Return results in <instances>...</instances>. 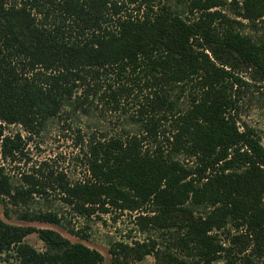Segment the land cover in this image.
<instances>
[{
	"label": "trees",
	"instance_id": "16d2710c",
	"mask_svg": "<svg viewBox=\"0 0 264 264\" xmlns=\"http://www.w3.org/2000/svg\"><path fill=\"white\" fill-rule=\"evenodd\" d=\"M20 16L28 39L19 30ZM260 20L264 0H0L5 214L14 210L21 220L64 225L58 207H35L41 197H56L85 217L110 206L145 209L142 225L169 237L116 242L113 264L150 254L156 264H264L263 135L242 119L246 107L264 98V82L244 78L209 53L214 46L234 51L264 79V32L246 31L248 25L258 29ZM130 101L136 107L131 115ZM108 110L119 113V125L131 119L138 130L89 125L82 135L77 129L84 178L42 165L15 174L3 162L26 155L21 130L32 138L56 119L72 128L82 115ZM9 125L21 129L6 134ZM33 232L44 250L25 241ZM2 253L21 264L104 260L100 251L52 228L0 218Z\"/></svg>",
	"mask_w": 264,
	"mask_h": 264
},
{
	"label": "rangeland",
	"instance_id": "374dc122",
	"mask_svg": "<svg viewBox=\"0 0 264 264\" xmlns=\"http://www.w3.org/2000/svg\"><path fill=\"white\" fill-rule=\"evenodd\" d=\"M26 18L20 16L18 20L19 30L22 31L24 39H28L25 31ZM259 28L253 29L252 26L246 27V31L261 37L264 29L262 24L264 21H258ZM264 34V33H263ZM146 36V33L143 34ZM212 57L217 62L225 64L228 67H232L237 73L244 78L263 83L264 79L259 71L249 67L243 63L234 51L229 49L214 46L209 50ZM261 98V97H260ZM257 98L255 103L246 107L243 111L242 119L248 123L255 125L263 135L262 143L264 145V98ZM127 114L136 113L135 104L131 101L127 103ZM112 111H107L105 116L100 114H94V116H81L80 120L72 122V128H69L63 120H54L49 123L47 129L41 135H33L32 138L27 137V133L21 130L23 136L26 137V145L24 151L25 156L15 160H4L7 169L11 173L18 174L22 170H32V167L43 166V170L48 169H63L72 180L84 178L87 172V165L85 163V154L82 149L81 139L78 137L80 134H85L90 130L92 125H98V127L110 131L121 132L122 129L127 128L131 131H137L138 126L131 124V119L123 125H119L118 115ZM90 125V126H89ZM19 125H9L4 129V133L11 134L16 131H20ZM47 162L48 164H44ZM56 198V197H55ZM52 199L51 202H47L45 198H39L35 202L36 208L46 209L52 207L53 209H60L65 213V224L58 225L50 222L41 221H26L17 218L14 210H11V216L5 214V207L2 200H0V218L6 222L22 225V226H35L38 228H52L58 231L63 236L69 238L73 242H82L91 248L100 251L104 260L102 264H113V257L111 254V247L116 246V242H125L134 244L136 241H145L150 237H154L159 241L165 240L169 237L168 233L164 234V231L152 227L142 225V219L139 215H149L145 209L137 210H120L110 206L108 212H103L100 209L92 214L91 217H85L82 215L73 214L72 210L68 208L61 200ZM10 208V206H8ZM11 209V208H10ZM14 209V208H13ZM74 228L75 231H79V234L72 233L69 229ZM86 235V236H84ZM25 241L35 246L40 250L46 248V244L41 240L36 232H33L25 237ZM4 253L0 254V263L3 264H21L16 258L10 256L9 259L5 258ZM158 261L155 255H146L142 260L131 259V264H156ZM221 263H223L221 261Z\"/></svg>",
	"mask_w": 264,
	"mask_h": 264
}]
</instances>
